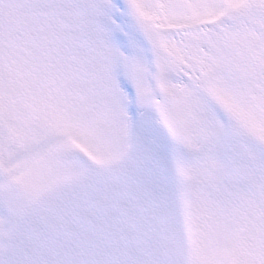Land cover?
I'll return each mask as SVG.
<instances>
[{
	"label": "snow or ice",
	"instance_id": "obj_1",
	"mask_svg": "<svg viewBox=\"0 0 264 264\" xmlns=\"http://www.w3.org/2000/svg\"><path fill=\"white\" fill-rule=\"evenodd\" d=\"M0 264H264V0H0Z\"/></svg>",
	"mask_w": 264,
	"mask_h": 264
}]
</instances>
